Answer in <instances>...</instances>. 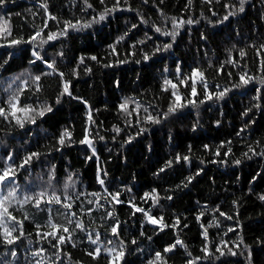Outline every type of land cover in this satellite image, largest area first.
Returning a JSON list of instances; mask_svg holds the SVG:
<instances>
[{
    "label": "trees",
    "instance_id": "trees-1",
    "mask_svg": "<svg viewBox=\"0 0 264 264\" xmlns=\"http://www.w3.org/2000/svg\"><path fill=\"white\" fill-rule=\"evenodd\" d=\"M97 9L83 11L82 5L78 2L77 7H70L72 0H50L51 10L61 19H91L93 15H97L101 9L99 0H91ZM108 6L111 7L112 0H107ZM123 3V0H122ZM134 9H139V13L144 14L150 21L157 24L161 22V18L154 7L158 0H150L148 5H143L142 0H129ZM39 0H16V4H9L10 9V25L14 29V34L23 35L27 38L34 31L35 26H40L41 20L36 17L32 19V13L39 11ZM186 0H164L160 8L167 16H176L194 19H200L199 25L191 26V36L187 32L182 33V39L174 46V55L165 54L163 57H155L152 61L136 64L129 62L127 64H119L116 67L104 68L103 63H115L117 59H123L124 54L129 51V45L135 43L139 39L144 38V32L149 35L152 32L149 28L141 25L140 30H132L130 37L117 45V51L121 54L119 57L109 55V45L115 43L120 35L126 29L125 21L129 23L138 21L137 12L122 11L117 12L114 17H110L108 21L94 25L92 29H87L81 33H72V38L64 43L63 50L65 57L59 61L58 67L61 71L69 73L72 68L76 67L78 58L83 55L85 64L80 65L79 78L72 77L74 95L83 97L84 100L91 105L92 116L94 120L93 135L95 129L98 128L99 134L105 137V141L96 140L97 152L99 154V166L107 169L109 175L106 178L110 190H115L122 185H128L133 189V195L136 202L141 206L147 207L140 201L143 192H147L153 188L159 190L161 197L166 194L173 195L171 201L161 199L160 206L152 208L154 214L163 213L164 222L171 224L175 217H181V224L178 226L180 238L188 245V249L193 256L200 255L202 246V228L201 223L205 225L211 223L213 219H218L220 228H209V239L213 242L223 239L237 241L238 237L243 235L244 240L253 247L254 264H264V251L256 247L255 240L257 237L264 239V202L258 199L260 194H264V180L255 179L257 173H264V159L253 158L245 160L240 166L232 163L233 158H242V153L247 151V145L255 146V141L260 140L264 146V111L255 110V115H249L256 121L254 125L237 136L236 133L243 127L248 117H243L242 112L249 106L251 98L255 93L252 86L249 85L247 90H233L223 102L209 101L200 106L199 109L186 108L183 112V118L180 120H169L161 125L150 126V131H145L142 135L137 136L131 143H124L128 136L135 135L137 129L135 127H125L122 115H118L117 105L125 97H131L139 101L143 106H147L149 102L153 105H159L161 109H166L169 102V94L161 93L162 74L161 69L165 66L169 68V74L174 72V61H184V73L189 72V66H199L205 69L210 87L219 84L220 88L231 87L232 83L238 80V72L240 69L232 65L225 66V73L232 72V77L227 75H217L214 69H208V62L212 61L217 67L225 61L228 56V50L235 45L236 49H245L246 56L243 60L239 59L238 51L232 53L240 65H245V70L250 74L259 78L262 73L259 70V61L264 58V50L258 55L256 50L247 47L249 44H257L264 42V20L259 18V9L261 0H254V4L249 6L243 17L232 20L231 26H219L213 30L207 20L201 18L200 13H204V17H209V6L202 3V0H194L192 8L185 12ZM213 10L223 15L226 11L220 5H212ZM4 10H0L3 14ZM21 13L22 15H15ZM27 18V19H25ZM216 19V18H212ZM49 26L55 30L52 22ZM170 27V25H169ZM234 29H239L240 35H236ZM47 31V30H46ZM205 32L210 39L204 42L199 39L200 33ZM158 35V34H157ZM167 38L159 36L157 43L165 41ZM30 46L25 45L28 49ZM139 45L135 57H127L129 61L140 59ZM61 48L60 42H56V47L46 46L49 55ZM152 48L149 42L147 49ZM12 53V59L9 63L0 69V96H3V87L5 82L11 80L15 75L25 69L38 71L28 64L30 51H22L20 49H11L8 47L0 48V63L7 59L8 54ZM95 55L100 63L89 59ZM85 65L92 68L91 73L85 72ZM42 67V65H41ZM119 81V87L116 86ZM59 80L55 76L44 77L42 79L43 92L39 95V100L30 93H25V99L28 103H40L47 100L52 103L55 100L59 90ZM259 86V85H257ZM182 92L183 89H180ZM219 90V89H218ZM199 91V88H198ZM24 100H22V103ZM57 111L54 114H48L44 117V121L37 120V125L30 126L33 129L31 143L25 142V135L22 131L12 130V136L8 138L11 147L17 149L20 155H23L28 149L38 150L41 152H51L50 156L42 157L41 162H33L31 169V179L35 182L37 174L43 175L47 172L50 164L56 165L57 177L62 182L66 173H78V180L82 188L87 192L100 191V186L96 183L97 162L86 161L85 156L90 155V150L86 146L80 145L78 141L83 138L84 127L87 121V106L76 100L67 97L63 99L60 105H54ZM97 109L99 111H97ZM223 113V115H221ZM141 116L143 111L141 110ZM131 123L135 120L129 118ZM219 120L220 126H216ZM199 122L197 130L192 131L193 125ZM113 126L122 129L117 135L112 131ZM5 125L0 121V128ZM65 128L72 132V139L77 141L71 147H65L62 152L54 150L56 137ZM169 133L173 140L169 141ZM0 136H4L0 132ZM113 136L116 137L113 140ZM230 140L232 155L227 159V166L221 164H213L208 161L217 159L209 151L204 149V145L208 144L211 148L218 147L222 141ZM123 144V147L121 146ZM191 145V153L188 152V146ZM149 147L151 150H149ZM227 147L221 148V155ZM111 149V151H108ZM5 147L0 146V161L3 160ZM177 152L188 154L192 159L191 167L187 165H176L174 169H169L166 174L159 177L153 175L159 167L164 165L165 160L174 156ZM203 160L205 163L200 164ZM198 167H203L204 172L197 176L187 188L182 190L166 192L169 189H175L177 184L184 180L185 176L193 174ZM29 178L27 173H20V183L23 185L25 179ZM239 178V179H237ZM251 189V192H249ZM128 193H123L121 199L128 197ZM89 198H91L89 196ZM239 202V216L235 213L237 208L232 201ZM207 206L206 208L204 206ZM219 207L220 211L233 215V220H226L219 216L218 212L213 210ZM121 220H130L129 207L126 204L116 206ZM200 211H204V216L198 222L195 217ZM20 215L19 212L15 213ZM139 215V214H138ZM187 218L186 220L184 218ZM43 219V215L39 217ZM87 222V221H86ZM187 223L188 227L184 228L183 224ZM242 225L243 227H239ZM91 227H95L92 225ZM139 225L131 223V227L124 226V237L128 239L135 237L143 253L132 252L127 258L135 262V264H144L146 258L153 250H161L162 246L168 244L175 239L177 230L166 229L159 235L153 232L152 225L144 223V231L146 235H151L152 240L146 239L138 235L137 229ZM228 227L235 229L229 232L227 236L223 233ZM25 230L33 232V226L25 222ZM82 235V234H81ZM35 240L34 235L32 237ZM80 237H77L79 241ZM46 246V245H45ZM88 245L79 244L78 247L70 246L65 248L66 252L71 253V261H65V264H97L85 254V248ZM135 246H130V248ZM23 248V245H22ZM139 257V259L137 258ZM185 253L181 249L176 255L169 256V264H184ZM99 264H107L103 258L99 260Z\"/></svg>",
    "mask_w": 264,
    "mask_h": 264
},
{
    "label": "snow or ice",
    "instance_id": "snow-or-ice-1",
    "mask_svg": "<svg viewBox=\"0 0 264 264\" xmlns=\"http://www.w3.org/2000/svg\"><path fill=\"white\" fill-rule=\"evenodd\" d=\"M78 2L82 5L83 11L92 10L97 12L91 0H72L70 7H77ZM142 2L143 5H148L150 0H142ZM163 3L164 0H158V3L154 5L161 18V22L157 24L150 21L144 14L139 13V9H134L129 0H123V3L122 0H112L111 7L108 6L107 0H99L101 9L98 14L86 20L61 19L51 10L50 0H39V11L33 12L32 9L27 11L32 13L33 20L39 17L41 24L38 27L33 25V33L25 38L23 35L14 34V29L10 25L11 13L8 5H15L16 0H0V10H4L3 14H0V48L8 47L30 51L28 64L32 68L38 69V71L25 69L11 80L6 81L2 89L4 95L0 96V121L5 125L4 128H0V132L4 133V136H0V146H4L6 149L4 158L0 161V264H65L66 260L71 261V253L66 252L65 248L68 246L76 248L79 244L85 243L88 245L84 250L86 256L97 262V264H99L102 254L107 264H135L127 257L132 252L143 253L144 249L139 246L135 237L125 239L124 226L131 227V223H136L139 225L138 235L152 240L153 237L146 235L143 230L145 222L154 226L153 232L156 235L166 229L177 231L175 232V239L162 246L161 250H153L144 261V264H169V256L176 255L181 249L185 253L184 264H254L253 247L245 242L243 235L239 236L237 241L226 240L223 237L215 242L209 239V228H220V222L215 218L207 225L200 224L203 238L199 250L201 254L193 256V253L188 249V245L180 238L178 226L181 224V217L176 216L174 222L169 224L164 222L162 212L154 214L152 211V208L160 206L161 199L171 201L174 199L173 195L166 194L161 197L159 190L156 188L143 192L140 201L148 205L144 207L136 202V197L132 194L133 189L128 185H122L115 188V190L109 189L108 184H106L109 173L107 169L99 166V154L96 147V140L105 141V137L99 134L98 128L95 129V135H93L95 122L91 105L83 97L74 95L73 91L72 77L79 78L80 65L85 64L86 58L81 55L78 58L76 67L72 68L69 73L61 71L58 67L59 61L66 55L63 50L64 43L72 38V33H81L87 29H92L94 25L101 24L108 21L110 17H114L118 11H135L138 14V21L132 23L125 21L126 29L115 43L109 45V55L119 57L121 54L117 51V45L126 41L132 30H140L141 25L149 28L152 35L145 31L143 39L129 45V51L124 54L123 59H117L115 63H103L102 67H116L119 64L129 62L140 64L152 61L153 58L158 56L163 57L165 54L174 55V46L183 38L182 33L187 32L191 36V26L199 25L201 20L194 19L191 16L188 18L169 17L159 7ZM202 3L209 6L210 16L204 17L203 12L200 13V16L206 19L207 24L215 30L219 26H231L232 20L243 17L248 7L254 4V0H202ZM193 4L194 0H186L187 6L184 11L188 12ZM214 4L220 5L226 10L223 15L213 10L211 6ZM258 11L259 18L264 20V0H261ZM15 15L22 14L15 13ZM49 22H52L55 30L49 26ZM234 32L236 35H240L239 29H234ZM159 36L167 39L157 43ZM199 39L207 42L210 37L207 33L201 32ZM56 42H60L61 48L49 55L46 46L55 48ZM149 42L152 43V48L145 50ZM25 45L30 47L25 49ZM138 45L140 46L141 58L129 61L127 57L136 56ZM247 47L255 49L259 55L261 50H264V42H260L259 45L249 44ZM235 51H238L240 60H243L247 54L245 49H236L233 45L228 50V58L220 63L219 67L212 61L208 62V69H214L217 75L224 74L229 78L232 77V72L225 73L226 65H232L240 69L238 80L232 83L231 87L221 89L219 84L210 87L206 75L207 70L201 69L199 66H189V72L185 74L184 61H174L175 69L171 74H169L167 66L161 69L162 83L160 91L169 94L166 109H161L159 105H153L151 102L147 106H143L131 97L123 98L117 105L118 115L123 116L125 127H135L137 129L135 135L128 136L124 143H131L137 136L142 135L145 131H150L152 125H161L169 120L182 119L186 108L199 109L201 105L209 101L223 102L233 90H247L249 85L252 86L255 95L252 96L249 106L241 114L243 117H248V120L245 121L236 135L240 136L246 129L254 125L256 121L249 114L251 113L254 116V109L264 111V58L259 61V70L262 75L257 78L245 70V65L238 63L232 55ZM12 56V53L8 54L7 59L0 63V69H3L9 63ZM89 59L100 63L95 55H92ZM84 70L86 73L92 72V68L86 65ZM49 76L57 77L60 82L55 100L52 103L47 100L40 103H28L27 99H31L32 96L39 100V95L43 92L42 79ZM116 86L119 87V81H116ZM180 89L184 91L182 92ZM26 92L31 94L27 99H25ZM65 97L87 106L84 134L78 143L90 150L91 154L86 155L85 160L93 161L95 159L97 162L96 183L100 186V191L89 193L84 190L78 180L79 174L74 172L66 173L61 182L57 177L55 164H50L47 172L43 175L37 174L34 182L31 179L33 162H41V158L50 156L51 152L28 149L23 155H20L17 149L11 147L8 143L9 137L15 138L12 136V130L24 132L25 142L31 143L29 134H35L30 126L37 125L38 119L44 121L45 116L54 114L57 111L54 105H60ZM22 100H24L23 103ZM141 110L143 116H141ZM97 111L99 110L97 109ZM129 118L134 119L135 123H131ZM220 123L217 120L216 126L219 127ZM198 124L197 121V124L193 125V132L197 130ZM112 131L119 135L122 129L113 126ZM115 139L116 137L113 136V140ZM168 139L169 141L173 140L170 133ZM75 143L77 141L72 139V132L65 128L56 137L54 150L62 152L66 146L71 147ZM231 143L230 140L222 141L214 149L205 144L204 149L217 158L208 162L227 166L229 164L227 158L232 155ZM225 145L227 147L222 156L221 148H224ZM121 146L123 147V144ZM149 150H151L150 147ZM191 150V145H189L188 152L191 153ZM108 151H111V149H108ZM253 158L264 159V146H262L260 140L255 141V146L252 144L247 145V151L242 153V158H233L232 163L240 166L245 160H252ZM204 163L203 160L200 161L201 165ZM176 165L191 167L192 159L190 155L177 152L174 156L165 160L164 165L159 167L153 175L159 177L161 174H166L169 169H174ZM21 172L27 173L29 177L25 179L23 185L19 182ZM203 172L204 168L198 167L193 174L185 176L184 180L175 186V189H169L166 192L187 188ZM257 178L264 180V173H257L253 182ZM249 192H251V189H249ZM123 193L129 194L124 200L121 199ZM258 199L264 202V194H260ZM232 203L237 208L235 216L238 217L239 202L233 200ZM121 204H126L129 207L130 220L120 219L116 206ZM16 212H19L20 215H16ZM213 212H218L219 216L226 220L234 219L233 215L220 211L219 207H216ZM41 214L43 215L42 220L39 218ZM203 216L204 211H200L195 219L200 222ZM25 222L33 226L34 233H26ZM92 225H95V227H91ZM183 227L187 228L188 224L184 223ZM239 227L242 228L243 226L239 225ZM234 231V228L228 227L223 236H227L229 232ZM33 235L35 240L29 238ZM78 236L80 237L79 241L77 240ZM255 244L256 247L264 251V239L257 237ZM130 246L135 247L130 248ZM137 258L139 259V257ZM77 264H80V262H77Z\"/></svg>",
    "mask_w": 264,
    "mask_h": 264
}]
</instances>
